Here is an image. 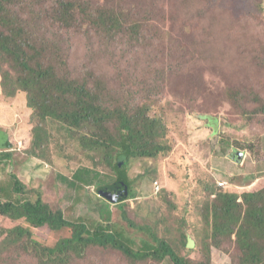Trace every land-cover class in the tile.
Returning a JSON list of instances; mask_svg holds the SVG:
<instances>
[{"label": "rangeland", "instance_id": "rangeland-1", "mask_svg": "<svg viewBox=\"0 0 264 264\" xmlns=\"http://www.w3.org/2000/svg\"><path fill=\"white\" fill-rule=\"evenodd\" d=\"M0 1L22 16L38 62L86 86L107 109L143 110L164 121L166 143L174 146L156 162L133 160L127 173L134 198L119 207L98 194L115 179L108 170L111 176H102L104 185L73 186V173L92 168L95 160L80 152L60 124L52 118L40 122L25 103L17 106L20 98L0 100V131L8 130L13 144L7 151L10 158L0 159L2 201L12 197L24 202L41 194L67 221L83 222L90 229L110 225L142 244L138 248L152 238L132 228L126 218L150 226L161 238L171 236L173 229L179 241L187 234L189 243L184 239L186 245L181 242L177 253L191 264L240 261L234 245L218 248L207 239L204 212L220 189L242 195L264 179V0ZM63 3L70 4L68 15ZM111 10L122 19L123 31L135 27L137 32L99 34L102 30L93 25ZM164 31L173 34L165 40L166 48L155 40ZM36 126L44 138L48 133L49 141L31 156ZM12 175L25 186V194L13 193ZM218 182H226L227 188ZM163 188L176 194L178 211L169 205ZM0 225L12 226L5 220ZM32 233L45 247L70 235L48 229ZM91 255L93 264H130L111 249H93ZM0 264L41 263L25 243L0 248Z\"/></svg>", "mask_w": 264, "mask_h": 264}, {"label": "trees", "instance_id": "trees-1", "mask_svg": "<svg viewBox=\"0 0 264 264\" xmlns=\"http://www.w3.org/2000/svg\"><path fill=\"white\" fill-rule=\"evenodd\" d=\"M62 6L66 7L68 15L70 4L63 3ZM118 17L116 11H107L100 23L93 26L102 30L99 34L129 36L137 32L135 27L133 32L123 31L124 27L120 23L122 19ZM23 21L22 16H16L9 4L5 5V1H0V100L11 101L24 95L21 98L23 105L25 103L33 110L40 122L52 118L60 124L71 140L76 142L80 152L87 156L92 155L95 160L92 168L81 167L73 173V186L104 185L106 183L102 176H111L106 173L108 170L114 174L115 179L103 189L117 190L120 196L112 204H119V207L124 205L126 201L134 198L127 173L133 160L156 162L155 160H161L174 149V146L166 143L165 122L150 117L143 110L129 113L121 108L107 109L86 86L60 77L51 65H42L35 57L37 54L30 51L32 41ZM106 25L108 27L105 30ZM172 35L164 31L155 40L166 48L165 40ZM192 96L187 94L188 98ZM204 117L211 121L209 116ZM37 126L33 130V149L29 153L31 156H35L34 149L42 148L49 141L48 133L44 138L39 134L41 129ZM11 148L8 135L0 131V150L3 152L0 159L10 158L11 153L8 154L7 151ZM12 178L13 193L25 194L26 189L21 181L16 175H12ZM163 190L169 196L170 200H167L173 211H178L176 194L167 188ZM220 190L206 204L205 236L208 229L207 239L218 248L224 244L234 245L233 250L241 254L240 261H234V264H264V179L254 184L250 190L243 191L242 195L225 191L227 189ZM35 196L24 202L12 197L2 201L0 197V223L5 220L12 224L10 227L0 225V248L10 245L18 247L27 243L40 258L41 264H72L75 260L87 263L91 261L93 264L91 250L97 248L117 251L130 264L146 261L191 264L177 253L182 247L181 242L189 243L187 234L179 241V233L173 229L176 233L169 232L172 237L161 238L150 226H137L126 218L132 228L152 238V243L143 241L144 245L138 248L142 244L125 236L124 231L117 232L104 223L90 229L83 222H69L61 209L52 208L41 194ZM33 229H48L53 234L70 231V235L60 238L53 246L45 247L33 238ZM204 242L206 243L205 239ZM223 250L228 253L226 246Z\"/></svg>", "mask_w": 264, "mask_h": 264}, {"label": "water", "instance_id": "water-1", "mask_svg": "<svg viewBox=\"0 0 264 264\" xmlns=\"http://www.w3.org/2000/svg\"><path fill=\"white\" fill-rule=\"evenodd\" d=\"M99 194L101 197H103L104 199L108 200L109 202H117V197H119V192L115 189H113V192H109V190H100Z\"/></svg>", "mask_w": 264, "mask_h": 264}, {"label": "built area", "instance_id": "built-area-1", "mask_svg": "<svg viewBox=\"0 0 264 264\" xmlns=\"http://www.w3.org/2000/svg\"><path fill=\"white\" fill-rule=\"evenodd\" d=\"M218 185H219V187H225L226 186V183L219 182ZM155 186H156V191L159 192V190H160L159 184L158 183H155Z\"/></svg>", "mask_w": 264, "mask_h": 264}, {"label": "crops", "instance_id": "crops-1", "mask_svg": "<svg viewBox=\"0 0 264 264\" xmlns=\"http://www.w3.org/2000/svg\"><path fill=\"white\" fill-rule=\"evenodd\" d=\"M20 100H21V101H16L17 106L19 105V103L21 104L22 101H23L21 98H20ZM1 131L5 132L7 135H8V133H9L8 130L6 131V130H4V129H2ZM12 145H13V144H12Z\"/></svg>", "mask_w": 264, "mask_h": 264}, {"label": "clouds", "instance_id": "clouds-1", "mask_svg": "<svg viewBox=\"0 0 264 264\" xmlns=\"http://www.w3.org/2000/svg\"><path fill=\"white\" fill-rule=\"evenodd\" d=\"M9 138V137H8ZM10 142V141H9ZM11 147H12V144L10 143ZM219 183V182H218ZM226 183V182H224ZM219 186V185H218ZM220 188H227V183H226V186L225 187H220Z\"/></svg>", "mask_w": 264, "mask_h": 264}]
</instances>
